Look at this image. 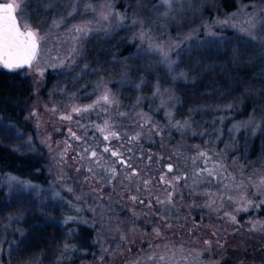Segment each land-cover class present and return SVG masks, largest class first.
Wrapping results in <instances>:
<instances>
[{"label":"snow or ice","instance_id":"obj_1","mask_svg":"<svg viewBox=\"0 0 264 264\" xmlns=\"http://www.w3.org/2000/svg\"><path fill=\"white\" fill-rule=\"evenodd\" d=\"M184 2H187V0H157L156 9L167 16L169 13L179 11ZM139 4L140 0H137V7ZM17 8L18 5L16 3L0 0V65L10 70L24 67L31 68L35 65L39 75L43 76L45 69L40 67V61L43 59L42 53L48 50L42 49L41 45L48 39V32L59 30L61 25L65 24L66 16L53 20L52 24L44 32L33 28L26 22L23 23L22 30L16 15ZM249 8L251 11L247 10ZM78 11L81 17L87 13H92L93 19L81 20L80 23H74L67 29L65 35L72 45L69 49V54L66 57H56V62L49 66L63 68L65 69L64 74H69L90 36L101 31L108 34L121 27H126L125 22L127 21L129 25L139 26V30L135 33L133 39L140 42L141 47L138 49V53L141 56L146 57L150 53H155L159 56L160 63L172 75L173 79H188V73L182 70V66L177 67L178 62L171 58V54L175 53L179 57L180 52L177 50L184 42L193 38L195 30L184 34L175 41L169 40L167 43H161L153 35L152 29L147 27L145 20L138 18L135 12L132 17H129L126 12L116 11L115 0H73L67 16H71ZM148 23H151V21L149 20ZM213 23L222 28H235L237 33L241 34V39L247 38L246 43L254 44L255 47H264V0H261L260 3H240L237 11L225 14L224 19H217ZM212 26L204 25L206 34L210 37H215L216 33L211 30ZM209 43H213V41H209ZM86 70L95 71L94 69H89L88 65L85 64L81 72L84 73ZM77 78H79V74ZM92 83L94 85L92 92H84L85 96H95L91 103L80 104L76 93L72 92L66 103L59 106L53 105L49 109L60 121L75 123L77 129L81 130L80 134L77 135V132L73 131L71 127L67 128L68 139L63 142L64 147L57 153L59 157L58 165L67 166L68 152L72 149L71 141L79 142V151L72 149L73 160L82 162L86 175L81 183L89 187V192L75 196L74 200L85 205L87 211L92 213L94 217L92 221L84 219L79 215L80 212L85 210L83 207L78 206L73 201H65L77 215L66 216L62 221L63 225L70 223L88 224L93 228L99 225L101 229V231L97 232L99 239L94 243L100 245L104 244L103 236L105 233L120 232L119 239L121 241L127 240L128 237L121 232L120 228V225L124 223L123 221L115 223L112 221L105 222L108 219L110 207L105 209L103 202L107 200L109 204L112 203L113 196L111 193H116L117 189L122 193H127L128 200L134 205L140 204L144 205L145 208L151 209L153 204H156L158 206L156 211L158 212L168 208L175 209L176 200L183 201L185 195L192 200L193 204H195V197H202L204 198L203 207L210 208L216 212L223 210L224 215L233 223L237 222L236 215L240 212H248L250 209H258L264 206V177L258 183L253 182L252 178L249 177V186L253 187L254 191L251 195L247 194L243 178L238 180L228 170L222 159L224 152H218L214 148H202L200 145H193L191 146L194 149L193 155H187L176 149L168 157H157V160L167 159L173 161L163 166L164 171L161 174L155 177L149 175V171L152 168L153 154L144 155L143 149H138L140 155H137L133 153L132 146L138 145L142 138H151L153 136L161 137V146H163L164 127L148 113L135 110L142 103L143 97H138L135 105L130 106L131 111H121L120 101L108 87V80L101 78ZM121 83L122 85L132 83L128 79L126 72L121 76ZM135 87L139 89L140 85H135ZM57 91L64 92L65 90L58 89ZM152 100L158 102V106L155 109L150 108L149 111L159 112L163 110L169 130L174 129L182 136L189 133L193 136L200 135L202 137L206 134L207 136L215 135L216 140H220L224 136V129L220 125H223L224 121L229 119L228 113L230 110L240 107V102L222 106L221 111L225 114L216 115L208 129L197 133L193 131L191 115L195 112L213 110L215 105L209 104L190 108L188 110V118L183 120L175 119L174 109L179 103V98L171 89L162 91L159 81L154 85ZM113 112L115 116H113ZM32 115L35 116L36 113H32ZM74 116L76 117L75 120L73 119ZM118 118H123L122 122L128 124V129L121 128L118 130ZM97 120L101 122L97 123ZM0 127L4 128L5 134H15L17 137L23 135L15 125L2 120H0ZM90 129L94 133L91 138L88 135ZM56 130L59 131L60 129L57 128ZM241 130L250 134H255V131L259 130L261 134H264L261 121L254 116H250L247 120L234 122L227 129L228 137L233 143H235V137ZM96 133L107 143L101 145L95 137ZM112 140L118 141V145L113 146L111 144ZM216 140L209 141L206 139L205 145L209 143L215 144ZM28 146L31 147L30 140L28 141ZM105 154H107V157ZM135 160L144 162V167L135 164ZM75 170L79 172L80 168ZM169 174H171L170 178ZM59 179H64V177L60 176ZM154 179L158 181V184H153ZM181 181L184 182L183 188L185 191H180ZM4 184L17 195L40 198L41 190L38 185L21 180L14 175H0V185ZM201 185L204 187L201 188ZM160 186H162L163 196L156 195L154 192V188L158 189ZM106 187L110 191L107 196L104 194ZM66 191L72 192L73 189L68 187ZM86 196H90L93 199L94 206L87 205ZM256 196L261 197L259 202H254L253 198ZM52 199L64 201L61 193L55 190L52 191ZM146 200L147 203H145ZM226 202L232 207L231 212L227 211ZM132 214L133 216L137 215L135 212ZM147 214L145 213V215ZM8 219L11 220L13 217ZM161 219L163 220L165 217L162 216ZM250 224L251 231H264V221L257 220L250 222ZM130 231H134V229H130ZM153 231L157 235L160 234L159 229H153ZM74 232V228H66L68 235H72ZM205 243L210 242L205 241ZM74 250V245L65 243L60 251L67 253ZM108 251L107 247H101L102 253H108ZM63 258L61 257V259ZM100 259L103 260V255H101ZM148 259L153 260L156 258L150 256ZM158 259L162 261L164 257L160 256Z\"/></svg>","mask_w":264,"mask_h":264},{"label":"rangeland","instance_id":"obj_2","mask_svg":"<svg viewBox=\"0 0 264 264\" xmlns=\"http://www.w3.org/2000/svg\"><path fill=\"white\" fill-rule=\"evenodd\" d=\"M4 1L13 2L18 5L17 15L19 17L21 25L26 22L30 24L33 28L40 29L41 32L47 30L52 24L53 20L58 19L61 16H66V21L64 25H61L59 30H53L51 32H48V39L44 44L41 45L42 49L48 50L47 52H44L45 54L42 53L43 59L40 61V67L45 69L43 76L39 75V72L35 65L31 67L27 72L22 73V76L28 77L26 82L31 85V88L27 87V91H25L27 94H29L30 92L31 102L26 112L24 113V117L22 119H17L13 117L9 118L8 113H6L3 108H0V120L15 125V127L19 129L21 133H23L21 137H17L15 134L8 135L5 134L4 128L0 127V144L11 148L16 153L41 156L45 159L44 161L47 167V173L51 178L50 182L46 184H40L22 176H18L10 172L0 170V175H14L20 178L21 180H25L31 182L32 184L38 185L39 189L41 190L40 198L37 199L32 196L17 195L14 192L10 191L6 184L0 185V201H2L0 202V249H2L0 250V264H7V258L4 255L5 247L8 248L9 246V248L14 251V254L17 251L18 243L15 235L18 234L25 236L26 231L22 230V227L24 225L25 217L27 215H45L49 218H57L58 221L62 223L63 219L66 216L77 215L74 210L70 209L68 203L65 202L73 201L74 203H77L78 206L83 207L85 209L84 211L79 213L80 216L89 221H92L94 219L93 214L87 211V207L85 205L80 204L79 202H76L74 200L75 196H80L84 193L89 192V187L81 183V181L86 175L82 167V162L73 160L72 149L79 151V142L71 141L72 149H70L68 152L67 166L58 165L59 157L57 153L60 149L64 147L63 142L68 139L67 128L71 127L73 131L77 132V135L80 134L81 130L77 129L75 123L60 121L56 116L52 114L51 111H49V109L53 105L59 106L61 104L66 103L69 99V95L72 92L76 93L78 102L80 104L91 103L92 100L95 99V96H85L84 93L82 94L80 92L81 86L87 87L85 91L91 93L94 87L92 83L93 81L99 80L101 78L108 80V87L112 90V92L116 95L117 99L120 101L121 111H131L130 106L135 105L137 98H144L140 106L137 107L135 110L137 112L142 111L148 113L150 116H152L155 121H157L161 126H163L165 129L164 137L168 136L171 137V139H175V137L177 139H184L185 141L191 142V146L200 145L202 148H214L218 152H220L221 150L217 149L216 146L219 142H221L222 148L224 147L227 150H232V146L234 145V143L231 139H229L228 132L224 133V136L220 140H216L215 135L207 136V134L203 137L200 135L193 136L191 133L182 136L176 130L168 129L166 117L163 114V110L159 112L149 111L150 108L155 109L158 106V102H154L152 100L154 85L157 83V81H159L161 90L163 91L164 89L173 90V87H175L176 82L181 80L173 79L172 75L168 73L164 66L160 63V58L157 54L150 53L148 56L145 57L141 56L138 53V49L141 47L140 42L138 40L133 39L135 33L139 30L138 25H129L126 21V27H121L108 34L101 31L90 36L88 41L84 45V48L81 50V54L77 58L76 64L72 66V71L69 74H64L65 69L53 68L49 65L56 62V57H66L69 54V49L72 45L68 37L65 35L67 29L74 23H80L81 20L93 19V14L87 13L81 17L80 12L78 11L71 16H67V12L70 10L73 0ZM228 2L231 3L232 0H228ZM260 2L261 0H252L250 1V3L239 2V4H251ZM156 4L157 0H140V4L137 7V0H115V10L119 12H126L129 17H132L135 12L138 18L145 20L147 27L152 29L153 35L156 37L157 41L161 43H167L169 40L175 41L184 34L193 32L194 30V35L191 40H194V42L200 41L197 40L199 36L198 33L200 32H203L204 36L202 38L205 39L208 35L206 34V28L204 27V25H213L211 30L215 32L216 35H218L219 33L222 34L224 31L229 30L233 31V35L235 37L241 35L237 33V30L235 28H222L219 25H215L213 23L217 19H224L225 14H231L234 11H237L238 7L236 10L226 9L220 4V1L218 0H187V2L182 3L179 11H174L165 16L162 14V11H157ZM247 10L251 11L250 8ZM149 20L151 21V23H148ZM92 39L96 40V42L98 43V47L100 48H106L107 46L111 45L110 41L115 40L121 41L122 39H125L126 43L133 42L135 46V52L137 53L133 62L138 65H141L140 73L142 74L136 73L131 75L130 73H128L131 68V64H129V61L124 62L119 60L118 53H115L114 50L111 52V55L109 58H107V60L102 59L100 61L98 67H96L94 69L95 71L92 72L93 75H89L91 71L87 70L82 73L81 70L84 68V65H81L80 62L83 59L82 57L84 55V52L87 51V43L89 42V40ZM191 40L184 42L181 47L177 50L180 52L179 57H177L175 53H172L171 58L173 60H177L178 62L180 56L183 57V50L187 47L186 44L192 43ZM256 48H258V51H256V53L258 52L257 55H259L257 57L263 60V62L261 63L262 66H259H261V70H264V47ZM256 61H258V59H256ZM181 66L182 70L184 71V64L177 63V67ZM110 71L113 74H110ZM150 71L154 72L153 82H151L152 84L149 88H143L141 83L142 81H144L143 76L146 73H149ZM125 72L127 73L128 79L132 81V83L122 85L121 76ZM78 74L79 78H77ZM73 76H75L74 78L76 80L74 79L72 81H67V79H71ZM135 85H140L139 94H136L132 99H126L124 103L121 99L122 94L126 93V96H129L131 94V86ZM58 89H64L65 91L59 92L57 91ZM179 104L180 98L179 103L174 109L175 119L183 120L185 118H188V111L181 110L179 112L177 110L179 108ZM225 104L226 102L222 100L217 102V110L220 111L222 106H224ZM15 105H19V103H16ZM32 113H36V115L33 116ZM195 113L191 115V120L193 122V131L197 133L203 131L201 130L203 129L201 127L202 125L207 126L204 128L208 129L211 125V122L216 117L215 115V117H213L212 115L211 119L205 118L204 111H202L198 112L199 114L196 115L197 117H199V120L197 121L198 118L195 117ZM112 114L113 116H115L114 112ZM261 114L262 116L255 115V117L262 123V119H264V110L261 112ZM73 119L75 120L76 117L74 116ZM122 121L123 118L117 119V124L119 126L118 130H120L121 128L128 129V124ZM96 122L100 123L101 121L97 120ZM57 128H59L60 130L57 131ZM258 131L259 130H256L255 134L252 135H256ZM88 135L93 137L94 133L91 129L89 130ZM95 137H98L97 139L101 145L107 143L102 140V137H100L98 133L95 134ZM236 138L237 137H235V139ZM206 139L209 141L216 140V143H209L205 145ZM29 140L31 141V147L28 146ZM118 143L119 142L116 140L111 141V144L113 146H117ZM138 149H143L144 155H147L148 153L153 154L152 168L149 171V175L154 177L158 176L164 171L163 166L166 163L173 162L167 159L157 160V157H168L176 149H179L181 152L186 153L187 155L194 154V149L192 147L188 149L192 152V154H190V152L186 149L184 150L183 147L175 145H172L171 147H166L163 145L162 147L156 149L146 148L140 143L138 145L132 146L133 153L140 155ZM223 152H225V150ZM224 156L226 155L224 154ZM225 159H227V157H225ZM259 159L260 160H258L257 163L254 162L246 165H243L241 162L238 161V159H235V157L232 159L233 161L229 160L230 162L228 163L226 160L224 161L228 170L232 172V174L236 176L238 180L243 178L245 186L247 188V194L249 195H251V193L254 191V188L249 186L248 178L251 177L253 182L258 183L259 180L264 177V172H262L263 170H260V167H262V165L260 167L258 166V164H264L263 159ZM135 164H139L140 167H144V162L140 160H135ZM77 168H80L79 172L75 170ZM60 176H63L64 179H59ZM170 177L171 174H169V178ZM183 183L184 182L181 181L180 191H185V189L183 188ZM153 184H158V181L154 179ZM68 187H71L73 191L67 192L66 189ZM200 187L203 188L204 186L201 185ZM53 190L60 192L61 196L64 197V201L53 200ZM154 192L156 195L163 196L162 186H160L158 189L154 188ZM104 194L105 196L110 194V191L107 187L104 189ZM111 195L113 196L112 203L109 204L107 200L103 202L105 209H108L110 207V211L108 212V219L105 222L107 223L108 221H112L113 223H115L117 221H123L124 223L120 225L121 232L125 233L128 238L125 241H121L119 239L120 232H113L111 234L105 233L103 236L104 244L99 245L101 247H107L108 250L114 249L119 245H123V247H128L134 234L141 231L138 224L132 223L130 219L131 217L133 218V212H135L137 214L136 216L140 219L146 212L149 215H155V210L157 209L156 204H153L151 209L145 208L144 205L132 204L127 198V193H122L119 189H117L116 193H111ZM85 199L87 201V205L94 206V201L90 196H86ZM203 199L204 198L202 197H195V204L192 203V200L187 195L184 196L183 201H179L177 199L176 208L172 211L177 212L178 214H180V216H174L176 222H168L167 225L169 227H174V225L176 226L180 222L184 223V221L187 220L188 222L189 220L190 222L188 223L190 225H187V229L197 231L196 226H194L195 223H193L196 219V214L192 213V209L190 210V213L183 214L181 213V208L182 206H185L187 209H190L193 206H195L196 208H201L203 207ZM253 199L254 202H259V199H261V197L256 196ZM145 203H147V200L145 201ZM225 207L227 208L228 212L232 211V207L229 206L227 202L225 203ZM263 208L264 206H261L258 209H250L248 212H240L236 215V223L231 222L227 218V216L224 215V211L221 210L215 215V220H208L204 223V225L201 226L205 228L203 231H200V229L199 234L204 235L209 231L215 232V234L217 233L215 238L218 240L217 242H219L222 246L227 245L228 242H231V238L234 234L238 235L237 237L247 239L250 238V246H244V248L247 250L252 249L250 250V253L252 255H250L252 257L249 260L251 262L250 264H264V259L262 258L264 253H260V250H264V231L250 230V222H255L257 220L264 221V216L259 213V211ZM184 215H186L187 218ZM9 217H13V219L9 220ZM168 219L169 218L165 217V219L163 220ZM78 225L80 224L70 223L68 225L63 226H65L66 228L75 229ZM94 229L96 234V240H98L99 238L97 236V232L101 231V229L99 225H97V227ZM130 229H134V231H130ZM165 231H163V233ZM192 231L191 235H193ZM163 233L160 234L163 235ZM168 234H170V232ZM143 235H145L144 232H142V236ZM159 235L156 236L158 237ZM165 241H157L155 243H152L151 246L152 248L156 247V249L159 250L158 254L160 256L164 255V253L166 252L176 253L180 245ZM191 241V247H193L194 250H198V248L200 247L199 236H192ZM233 242L236 243L235 241ZM66 243L71 244L68 241H66ZM210 243H212L211 240ZM64 244L65 243L61 244V246L63 247ZM239 248H242V246H239ZM69 253V255H71L73 251ZM259 259L261 260L259 261ZM23 263L45 264V254L43 255V257L38 259L31 258L29 263L26 261Z\"/></svg>","mask_w":264,"mask_h":264},{"label":"trees","instance_id":"obj_3","mask_svg":"<svg viewBox=\"0 0 264 264\" xmlns=\"http://www.w3.org/2000/svg\"><path fill=\"white\" fill-rule=\"evenodd\" d=\"M218 1L226 9L236 10L239 2L250 3L252 0H239V2L238 0H232L231 3L228 0ZM233 34V31L229 30L224 31L222 34L219 33L215 37L207 36L203 39V32L198 33L197 40L200 41L194 42V40H191V44H186L187 47L183 50V57L180 56L178 59V63L184 64V71L188 73V79L176 82L175 87H173L174 93L180 98L179 108L177 109L179 112L181 110L188 111L190 108L201 105H215L213 110L204 111V116L208 119H211L212 115L215 117L218 114H225L221 110H217L216 103L220 100L225 101V105L240 102V107L230 110L228 113L229 119H226L223 125H220L224 129V133H227V129L231 127L232 123L247 120L250 116H262L261 112L264 110V70L260 68L263 60L257 57L259 56L257 55L258 52L256 53L258 48L254 44L246 43V38L241 39L240 36L235 37ZM115 41H110L111 45L106 48H100L95 39L89 40L86 47L87 51L84 52L80 64H87L89 69H95L100 61L102 59L107 60L114 50L115 53H118L119 60L129 61V64H131L128 73L131 75L140 73L141 65L133 62L137 54L134 43H126L125 39ZM209 41H213V43H209ZM29 69L25 68L10 73L0 67V108L8 113L9 118L22 119L30 105L31 94L30 92L27 94L25 91H27V87L31 88V85L26 82L28 77L22 76V73L27 72ZM109 73L113 74L111 71ZM89 75H93L92 71ZM74 77L67 79V81L74 80ZM143 77L142 87L149 88L154 79V72L150 71ZM86 88L81 86L80 92L83 94ZM136 89L135 86H131L129 96H126V93L122 94L121 99L123 102L139 94V89L137 91ZM16 103H19V105H15ZM198 114V112L195 113V117L198 118L197 121L199 120V117L196 116ZM201 127L203 128L201 130H205L204 127L207 126L202 125ZM261 127L264 128V119H262ZM240 132L236 136L232 150L222 148L221 142L217 144V149L222 152L225 150L224 154L226 156H223L222 159L228 163L233 161L232 159L235 157L243 165H246L257 163L260 160L259 158H262L264 163V134H261L260 131L256 135L242 130ZM89 137L91 138L90 135ZM139 143L146 148L156 149L162 147L161 139L158 136L149 139L142 138ZM163 145L166 147L172 145L183 147L184 150L186 149L192 154L191 150H188L191 148V142L184 139H177L176 137L171 139L167 136L163 138ZM105 156L107 157V154ZM44 160L41 156L16 153L11 148L0 144V170L2 171L22 176L40 184H46L50 182L51 178L47 173ZM261 165L262 167H260ZM258 166L264 172V164H258ZM191 209L192 213L196 214V219L192 222L195 223L194 226H196L197 231L187 229V225H190L189 220L188 222L187 220L184 221V223L180 222L174 227H169L168 222H176L174 216H180V214L172 211L171 208L159 212L155 210V215H145L144 213L140 219L137 216L131 217L132 223L138 224L141 231L134 234L128 247L119 245L114 248L116 250L110 249L108 253H102L101 246L94 243L97 241L95 229L90 225L80 224L75 228L74 234L68 235L66 227L57 218H49L45 215H27L22 227V230L26 231L25 236L15 235L18 243L17 251L14 254V251L8 246V248H4V255L7 258V264H24L25 261L29 263L31 258L38 259L43 257L44 254L45 264L251 263L249 260L252 258L250 253L252 249L247 250L244 248V246H250V238H241L234 234L231 242L222 246L215 238L217 233L209 231L204 235L199 234L205 228L201 226L208 220H215V215L219 212L205 207L196 208L193 206L187 209L182 206L181 213H190ZM259 213L264 216V208ZM162 215L169 219L162 220ZM184 216L186 217V215ZM153 229H159L160 233L166 230V233L164 232L163 235L160 234L157 237ZM191 231L193 235H191ZM142 232L145 235L142 236ZM169 232L170 234H168ZM192 236H199L200 238L198 250H194L190 245ZM161 240L180 245L176 253H164L162 255L164 260L162 261L158 259L160 257L159 250L151 246L152 243ZM210 240L212 243H205V241L210 242ZM66 241L75 246V250L71 255H69V252L63 253L60 251L63 248L61 244L66 243ZM239 246H242V248H239ZM262 252L264 253V250H260V253ZM101 255H103V260L100 259ZM150 256H154L156 259L149 260L148 257ZM61 257L64 258L61 259ZM262 258L264 259V255Z\"/></svg>","mask_w":264,"mask_h":264},{"label":"water","instance_id":"obj_4","mask_svg":"<svg viewBox=\"0 0 264 264\" xmlns=\"http://www.w3.org/2000/svg\"><path fill=\"white\" fill-rule=\"evenodd\" d=\"M4 2H9V1H4ZM16 15H17V11H16ZM17 18H18V22L20 23V20H19L18 15H17ZM20 26H21V29L23 30V27H22L21 23H20ZM0 67H1L3 70H5V71H7V72H10V73L18 72V71L23 70V69H25V68H29V67H24V68H19V69H15V70H10V69H7V68L3 67V65H0Z\"/></svg>","mask_w":264,"mask_h":264}]
</instances>
